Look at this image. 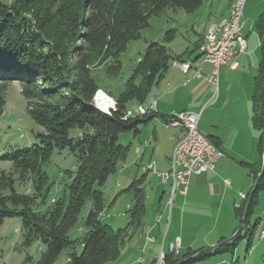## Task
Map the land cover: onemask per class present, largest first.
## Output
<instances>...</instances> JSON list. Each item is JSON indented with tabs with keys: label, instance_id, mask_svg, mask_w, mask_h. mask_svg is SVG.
Listing matches in <instances>:
<instances>
[{
	"label": "trees",
	"instance_id": "trees-1",
	"mask_svg": "<svg viewBox=\"0 0 264 264\" xmlns=\"http://www.w3.org/2000/svg\"><path fill=\"white\" fill-rule=\"evenodd\" d=\"M38 1L0 0V114L6 105L7 85L16 81L24 86L21 92L29 102L31 117L43 127L36 133L37 142L11 145V150L0 156L13 164L8 173H0V224L6 217L19 216L24 243L30 245L36 239L43 241L46 248L38 264H54L69 247L72 251L68 264H108L120 257L130 230L139 227L146 214L144 175L127 188L133 192L135 203L129 210V220L124 228L103 222L101 214L106 205L100 186L117 172L119 162L125 161L131 151V142H119L121 133L138 134L139 126L155 119V114L151 113L154 110L144 103L152 88L163 79L172 60H181L184 55H173L164 44L151 43L128 79L125 90L117 97L119 107L107 113L94 104V95L100 88L89 75L86 46L94 50L105 49L100 55H104L105 61L112 59L108 72L116 75L122 68L120 54L131 41L140 38L141 29L149 25L151 16L160 15L167 7L194 11L203 0H58L59 7L53 19L41 15L36 9ZM255 29L262 41V59L255 76L253 96V121L260 132L258 148L261 154L258 164H249L254 182L262 170L264 153V13L256 20ZM164 36L170 42L174 32L168 31ZM199 44L201 42L191 52ZM72 52L81 55L80 64L84 68L81 74L74 72L76 68L68 61ZM138 78H141L139 83ZM36 97L45 102H33ZM55 97L58 102H50ZM131 101L141 103L148 109L147 113L125 118ZM73 127L81 129L78 137H71ZM64 147L77 152L79 160L68 194L55 199L46 213L38 212L34 209L37 198L45 201L47 197L48 174L44 164L51 159L55 149ZM29 173L35 194L17 193L13 189L16 179H25ZM263 187L264 173L252 197L251 190L244 203L236 208L241 222L245 212V223L249 221L258 202V191ZM5 190L10 193L4 194ZM88 199L93 207L86 218L87 232L82 239L74 240L70 231ZM254 231L255 228L252 233ZM240 238L241 234L236 240L219 244L193 258L190 257L197 251L178 255L171 251L165 253L164 260L166 264H178L190 258L184 262L186 264L213 253L233 252ZM78 244L83 246L81 253L75 249ZM251 246L250 239L248 249Z\"/></svg>",
	"mask_w": 264,
	"mask_h": 264
},
{
	"label": "rangeland",
	"instance_id": "rangeland-1",
	"mask_svg": "<svg viewBox=\"0 0 264 264\" xmlns=\"http://www.w3.org/2000/svg\"><path fill=\"white\" fill-rule=\"evenodd\" d=\"M231 2H235V0H203L202 5L194 11H188L182 7H167L160 15L151 16L149 19V25L141 29L140 38L131 41L128 44L127 49L120 54L119 59L122 63V68L116 75L108 72V66L111 64L112 59L105 61L103 59L104 55H100V52L106 51L105 49L102 50L100 48H95L94 50L91 47L86 46V54L89 56L87 57V69L89 70V75L93 79L96 87L100 88L95 94H98L101 90L100 93L103 92L109 97V99L117 101V97L125 90L128 79L133 76L134 70L137 68L140 58L146 53L148 46L151 43H165L168 45L164 36L168 31L174 32L173 43L169 46L172 53L187 55L186 53L188 52V49H193L195 47L198 34L201 33L203 27L208 25L206 31V33H208L212 22H220L222 19L217 22L214 21L220 19L224 14L230 11L229 5ZM59 3L60 1L58 0H39L36 3V9L40 11L42 16L45 14L53 19V16H55L59 7ZM262 13H264V0H246L243 19L244 21L246 20L247 25L244 27L245 29L243 31L248 34V37L257 38V32L253 27ZM52 33H50V35H53ZM78 44H80V41ZM68 61L73 68H76L74 72L77 71L81 74V71L84 70V68H81L82 65L80 64L81 55L72 52ZM173 61L171 62L172 65ZM172 65H170L169 68L174 66ZM140 80L141 78H138L137 83H139ZM22 88H24V86L21 83L14 81L9 83L5 90L6 105L4 111L0 114V156L11 150V145L20 144L21 146H24L37 142L38 139L36 133L43 130V127L31 117L28 111L29 102L21 92ZM149 95L151 96V94ZM98 99L99 97L96 95V97H94V104ZM148 101H150V99H147L145 102L146 107L148 106ZM33 102H40L41 104L42 102H45V100L41 101L36 97V99H33ZM50 102H58V98H52L50 99ZM137 103V101L129 102L128 110H135V108L140 105ZM95 106L99 105L97 104ZM118 107L119 106L117 105V108ZM106 112L109 113L108 111ZM139 127L140 129L142 128L139 137L144 143L143 140L148 139L152 135L153 124L148 123L147 126L141 125ZM158 128H161L159 131L160 139L162 140V138H166V130L162 129V127ZM80 132V128L73 127L70 130V135L71 137H78ZM133 140V132L121 133L119 138V142L122 144H128ZM146 148H148L146 152H149L148 154L150 155L151 148H149L147 144H142V150L144 151ZM162 149L163 143L161 142L159 143V150ZM130 153L133 155L129 154L127 160L120 161L117 172L110 175L107 181L100 186L105 197L106 205L101 214V218L103 222L116 228H124L127 225L130 216L129 210L135 203L133 192L128 191L126 188H128L135 179L140 178L144 171L154 170L160 175V171L156 169L157 164H153L152 168H149L148 166L143 169L139 166L141 161L140 158L135 162L137 154L132 152V149ZM133 159L134 163H132L131 168L123 170L124 166L127 163H130ZM78 164L79 160L77 152L72 151L69 147L54 150L51 159L44 164V171L48 174V181L45 185L47 197L45 201H41V198H37L36 203L34 204V209L36 211L46 213L52 208L55 199L58 200L65 194H68V188ZM12 166L13 164L10 161L0 159V173L1 171L8 173ZM31 178L29 173V176L25 179H16L15 188L13 189L17 193L35 194L32 189ZM161 183L162 179L158 180L157 178V181L146 186V191L149 194L155 192L157 195L146 200V209L148 208L150 211H155V221L157 220V215L162 214L160 216L163 218L161 222V233H159L158 227L156 229L157 235L161 234V236H158L157 241L153 243L152 241H146L143 238V231L145 229V231H148L149 229L147 228V224L146 226L145 223L142 224L138 231L137 228H132L129 237L125 241L126 243L129 241L131 242L128 249L129 253H126V255L123 254L116 261H111L108 264H132L131 254H134L132 257L136 259L133 262L134 264H139L140 259L148 261L150 256L153 255L151 253V248L154 250L161 245L168 224L174 223V225H180L181 228L182 224L179 220L181 219V207H178L176 203L174 206L173 203V215L172 212L169 214V209L167 207H169L168 201L172 194L171 187L169 183H163V185L160 186ZM254 186L255 182L253 183L252 181L249 188L246 189V192L249 193ZM157 188L159 190H156ZM163 190H165V194ZM3 193L9 194L10 190H5ZM177 194L178 192L173 196V199ZM162 195L164 196L163 198H161ZM239 200H241V197H239ZM92 207L93 203L88 199L81 210L78 222L70 231V236L74 240L82 239L85 236L87 232L86 218ZM177 212L180 215L177 216ZM145 216L147 217L149 214H145ZM208 218L209 215L202 216L200 222L211 224L216 219L215 217L213 219ZM143 220H146V218L143 217ZM240 220V217H233V213H230L229 218H222L220 224H222L223 227H231V224L234 226L237 225L238 229L242 224ZM245 226L246 228L242 232V236L233 252L227 251L224 253H217L191 264H211L218 258L231 259L233 257L236 259L239 257L238 260H236V263L238 264H264V238L260 237L261 230H264V187L260 188L258 191V202L255 204L254 209L250 214L249 221L245 223ZM175 228L178 229V227L173 226L172 231H175ZM254 228L255 231L252 233ZM23 235L24 230L22 228V220L19 216L6 217L3 223L0 224V264H38L46 248L45 244L42 240L36 239L30 245H26L24 243ZM250 239L252 240V246L248 249ZM75 249L78 253H81L83 246L78 244ZM167 249L168 247L166 250ZM71 251V247L65 249L57 257L54 264H68V257L70 256ZM174 254L178 255L179 253L174 251ZM157 257H159V255H157ZM160 263L158 259V264ZM163 264H166L165 261Z\"/></svg>",
	"mask_w": 264,
	"mask_h": 264
},
{
	"label": "crops",
	"instance_id": "crops-1",
	"mask_svg": "<svg viewBox=\"0 0 264 264\" xmlns=\"http://www.w3.org/2000/svg\"><path fill=\"white\" fill-rule=\"evenodd\" d=\"M233 5L234 2H231L229 8L231 9ZM228 12L214 22L220 21ZM246 25L245 20V27ZM253 28L255 29V24ZM207 29L208 25H205L201 33L198 34L195 47L198 43L205 41ZM256 34L257 38H250L248 34L244 33L248 40L247 50L236 57V67L227 65L221 68L218 89L208 80L212 66L202 60L199 48L191 52L195 47L188 49L187 55H184L181 59H192V67L189 73L184 74L180 68L173 66L171 63L174 68H168L163 79L152 88L151 96L149 95L147 98L150 99L147 107L154 105V111L151 113L155 114V119L150 122L153 124L152 135L143 140V143L139 137L142 132L141 128L138 134H134V140L130 141L132 152L137 154L135 162L137 159H141L140 167L143 169L148 166L152 168L153 164H157L156 169L159 171L170 168V160L175 145V141L171 136L176 128L169 124L168 119L181 111L200 112L199 129L215 141L225 155L217 161L214 169L190 176L187 192L185 194L178 192L173 201L174 206L176 203L178 207H181V219H179L182 224L181 228L180 225L169 223L159 248L154 250L151 248L153 255L150 256L148 261L140 259L139 264H151L152 262L158 264L157 255H159V252L170 253L172 251L171 243L175 242L177 238L180 240V248L177 253L182 254L191 250L199 253V250L201 252L213 249L224 239L235 233L237 225L231 224V227H223L220 224L221 220L222 218H229L230 213H233V217H238L236 208L239 204L244 203L242 198L239 200L240 192L248 194L246 189L249 188L252 181L254 183V175L249 168V164L256 165L261 159L258 148L260 132L256 129L253 121L255 76L258 73L262 59V41L258 32ZM166 43L168 45L165 43L164 45L169 48L171 54L179 55L172 53L169 47L173 40ZM197 72L201 73V76H197ZM144 105L146 106L145 103ZM147 125L145 124V126ZM158 127L166 130V138H162L163 141L159 136L161 128ZM161 142L163 143V149L159 150V143ZM142 144H147L151 148L150 155L149 152H146L148 148L142 150ZM129 154L131 153L129 152ZM132 163H134V159L127 163L123 170L130 169ZM143 175L142 185L145 188L147 200L155 197L156 193L149 194L146 191V186L157 181V178L158 180L162 178L154 170L144 171ZM163 183L168 184L169 182L162 180L160 186ZM163 192L165 194V190ZM163 195L161 198L164 197ZM172 210L173 215L174 209ZM149 211L147 208L146 214H149V216H144L146 220H142L141 223V225L145 223V226L147 224V228H149L148 231H145L146 229L143 231V238L147 241L148 237L149 239L154 237L152 242L155 243L158 236H161V234L157 235L156 229L158 227L159 233H161L163 218L160 217L162 214H159L155 221V211ZM178 215L180 214L177 212ZM205 215L216 219L211 224L201 223L200 219ZM140 226L137 227V231ZM173 226L178 227V229L175 228V231H172ZM130 244V241L123 244L120 256L129 253ZM214 254L217 253L212 255ZM133 255L131 254L132 264L136 260L132 257ZM218 259H215V261Z\"/></svg>",
	"mask_w": 264,
	"mask_h": 264
},
{
	"label": "built area",
	"instance_id": "built-area-1",
	"mask_svg": "<svg viewBox=\"0 0 264 264\" xmlns=\"http://www.w3.org/2000/svg\"><path fill=\"white\" fill-rule=\"evenodd\" d=\"M245 4L246 0H238L237 11H229L222 18L221 25L214 27V31L206 34V41L199 44L198 48L203 50L204 62L212 66L208 80L216 89H218L221 68L227 65L236 67V57L247 50L248 42L243 32ZM177 67L184 74L189 73L192 67V59H178ZM197 76H201V73ZM143 115L142 108L141 116ZM200 117V112L181 111L168 119L169 124L176 128L171 136L173 141L175 135H182V145H174L173 148V151H179V158H172L171 156V170L160 171L162 180L170 183L172 194L174 189H181V193L185 194L192 174H201L214 169L217 161L225 155L222 149L199 129ZM246 196V193L240 192V197L243 200ZM167 208L170 214L173 203L171 207ZM260 237L264 238L263 229L260 232ZM147 240L153 241L154 237ZM170 247L172 251L178 252L180 248L179 238L171 243ZM158 259L161 260V264L164 263L165 253L163 251H160ZM236 260L235 257L231 259L220 258L213 264H236Z\"/></svg>",
	"mask_w": 264,
	"mask_h": 264
},
{
	"label": "bare ground",
	"instance_id": "bare-ground-1",
	"mask_svg": "<svg viewBox=\"0 0 264 264\" xmlns=\"http://www.w3.org/2000/svg\"><path fill=\"white\" fill-rule=\"evenodd\" d=\"M237 8H238V0H235L234 5L230 9V11H237ZM221 23H222V20L220 22H218V23H212L210 25V27H209V30H208V33L207 34H210V32L214 31V27L220 26ZM205 41H206V39H205ZM199 50L201 52V58L204 61V58H203V50L202 49H199ZM173 65L174 66H177L178 65V60H175L173 62ZM197 75H200L199 72H197ZM100 91L98 92V94H96L99 97V99H98V101H95L96 102L95 105L98 104L99 106H97V107L101 108L102 110H106L109 113L112 112V111H116L117 110V101H115L113 99L112 100L109 99V97H107L103 92L100 93ZM96 95H95V97H96ZM142 108H143V114H146L148 109L146 107H144L143 105H138L135 108V110H133V111L132 110H127L126 115H125V118L130 117V116L141 115V109ZM150 109H153L154 110V105L153 104L150 106ZM174 141H175V145H182V135H175L174 136ZM172 158H179V151H173L172 152ZM170 163H171V161H170ZM168 170H171V166H170V168ZM176 192H181V189H174V192H173V194H171V198L168 201V204H169L168 206L169 207H171V204L174 201L173 196H174V194ZM171 193H172V191H171ZM245 199H247V196H246ZM160 262H161V260L159 259V263Z\"/></svg>",
	"mask_w": 264,
	"mask_h": 264
},
{
	"label": "water",
	"instance_id": "water-1",
	"mask_svg": "<svg viewBox=\"0 0 264 264\" xmlns=\"http://www.w3.org/2000/svg\"><path fill=\"white\" fill-rule=\"evenodd\" d=\"M263 157H264V153H263ZM263 173H264V161H263L262 170H261V172H260V174H259V176H258V178H257V180H256V182H255V186H254V188L252 189L251 197H252V195L254 194V192H255V190H256V188H257V185H258V183H259V181H260V179H261ZM246 217H247V214H246V212H245L244 217H243V222H242L241 226L235 231L234 234H232L230 237L224 239L220 244L234 241V240H236V239L238 238V236H239L240 234H241V236H242V232H243V231L245 230V228H246V226H245ZM204 251H206V250H203V251H201V252H199V253L193 255V256L190 257V258L196 257V256L202 254ZM190 258H186V259H184L182 262H179L178 264H182V263L186 262L187 260H189Z\"/></svg>",
	"mask_w": 264,
	"mask_h": 264
}]
</instances>
